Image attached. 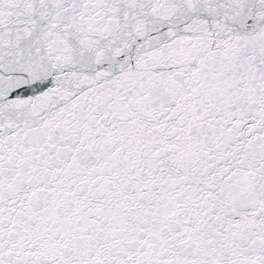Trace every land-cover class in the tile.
I'll list each match as a JSON object with an SVG mask.
<instances>
[{
    "label": "snow or ice",
    "instance_id": "obj_1",
    "mask_svg": "<svg viewBox=\"0 0 264 264\" xmlns=\"http://www.w3.org/2000/svg\"><path fill=\"white\" fill-rule=\"evenodd\" d=\"M0 264H264V0H0Z\"/></svg>",
    "mask_w": 264,
    "mask_h": 264
}]
</instances>
